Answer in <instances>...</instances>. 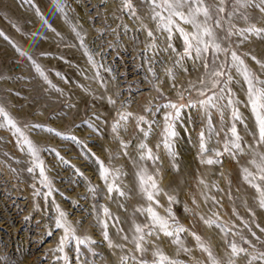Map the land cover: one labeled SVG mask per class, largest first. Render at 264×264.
I'll use <instances>...</instances> for the list:
<instances>
[{
  "label": "rangeland",
  "instance_id": "rangeland-1",
  "mask_svg": "<svg viewBox=\"0 0 264 264\" xmlns=\"http://www.w3.org/2000/svg\"><path fill=\"white\" fill-rule=\"evenodd\" d=\"M57 3L59 11L56 10ZM132 3L139 19L122 8L121 0H0V32L4 34L0 36V106L41 149L40 158L44 161L45 174L52 189L46 198L49 189L40 182L39 169L28 171L33 167V158L26 148L18 145L11 130L0 128V264H65V255L69 264H122V256H129L128 264H135L131 257H139L140 254L132 243L117 237V228L112 226L115 220L108 221V234L113 243L124 245L123 249L108 247L97 221V217L105 219L103 207H107L113 217H119L118 228L129 237L133 220L137 223L145 221L146 215L135 212V208L146 202L136 195L137 181L131 166L134 160L146 165L149 172L160 170L157 181L163 192L158 197L161 207L156 210L166 215L165 208L170 206L179 223L208 242L221 260L225 259L227 252L224 234L215 224L209 227L201 217L235 225L233 231L242 230V234L258 249L264 250V244L256 241L240 219L233 215L235 209L240 217L251 221L248 209L255 212V223H250V227L264 240V232L256 227L257 224L264 227L259 218L261 209L253 199L256 193L242 181L240 174V165L246 164L248 155L239 156V164L228 155L220 157L222 164L201 163L199 133L205 130L207 138L206 121L201 111L190 108L182 110L181 119L176 124L178 135L173 141L176 155L170 157L167 154L163 145V127L164 114L168 110L161 108L157 112L155 108L169 100L177 101V91L188 88L190 81L197 82L199 87L198 80L204 75V69L194 68L192 62L187 61L185 72L174 64L176 57L171 51H160L155 56V63L150 62L148 58L153 53L145 52L148 37L144 26L154 31L159 48H164L166 41L160 38L161 33L155 31L149 6L142 0H132ZM247 12L253 23L256 17L261 16L258 9L249 8ZM235 23L238 28L247 26L243 20L237 19ZM58 24L63 27L58 28ZM125 25L129 29L127 32ZM257 26L264 27V21ZM42 33L45 35V47L40 46L36 37L41 38ZM240 40V37L233 36L224 44L236 51L252 71L261 74L262 70L252 57L264 61V39L249 36L242 43ZM172 43L182 51L181 40L174 38ZM209 59H212L211 55ZM220 63H224L226 72L235 77L231 88L235 98L241 101L238 106L248 125L246 131L244 125L237 123V131L243 138L245 153H248L247 146L255 147V141L251 134L254 122L243 103L246 85L242 87V78L230 67V56H221L215 66ZM34 65L41 67L55 87L36 72ZM150 67L156 74L155 78L149 71ZM169 68L175 79L166 74ZM261 78L264 79V75ZM109 98L115 101L114 105L109 103ZM198 98L195 90L185 94L186 100ZM148 107L152 111H146ZM124 112L133 114L119 132L120 140L128 142V155L123 154L125 150L111 131L112 124L119 119L117 114ZM211 114L213 127L219 135L214 134L208 139L207 147L222 150L225 134L229 132V110L225 109L223 122L215 109ZM139 116L152 122V130L146 139L137 128L135 117ZM89 124L99 129V134ZM25 125L43 127L33 129ZM140 127L147 129L148 125L141 123ZM47 128L75 136L81 143L62 139L46 131ZM142 140L159 157L158 160L139 159L141 150L138 145ZM259 150L264 151V147ZM57 153L68 161L67 165L57 157ZM90 153L110 168L122 171L118 183L122 182L121 187L130 193L129 199L117 200L115 193L113 199L108 198L97 165L86 158ZM110 153L113 155L111 160ZM208 156L209 153L204 154V158ZM77 169L83 176L76 173ZM181 171L192 176L186 182L187 193L171 179ZM201 180L205 184L199 183ZM89 184L96 188L95 194L89 192ZM164 193L175 196L176 202L169 205ZM121 203L123 208L119 206ZM57 205L77 228V235H87L96 241L87 247L81 246L79 256L74 242L66 245L63 252L55 250L63 235L62 230L55 228ZM181 238L187 246L194 247L193 257L200 260L204 255L202 261L208 264L206 254L189 242L187 232L182 233ZM148 239L145 247L149 251L145 259L151 261L154 241L169 257L195 264L183 253L176 256L177 248L169 238L161 235L159 240L155 237ZM246 259L241 256L237 264H245Z\"/></svg>",
  "mask_w": 264,
  "mask_h": 264
},
{
  "label": "snow or ice",
  "instance_id": "snow-or-ice-1",
  "mask_svg": "<svg viewBox=\"0 0 264 264\" xmlns=\"http://www.w3.org/2000/svg\"><path fill=\"white\" fill-rule=\"evenodd\" d=\"M142 2L149 6L151 19L155 22L156 26L155 31L161 33L160 38L166 41L165 47L162 49L159 48L156 42L158 37L155 35L154 31L144 26V30L148 37V42L145 45V52L146 54L149 52L153 53L152 57L148 58L150 62L155 63V56L158 55L160 51H171L176 57L173 61L174 64L182 67L185 72L187 68L184 67V64L187 61H191L194 68L199 66L204 69V75H201L198 80L199 87H197V82L190 81L188 88L183 91H177V101L173 102L169 100L167 103L157 105L155 108L157 112L160 111L161 108L168 110L164 114L163 127V145L167 154L170 157L176 155L173 141L178 135L175 129L177 121L181 119L182 110L190 108L201 111L206 121V131L208 134L206 138L205 130L199 133L201 163L207 165L222 164L223 161L220 160V157L228 155L239 164L238 157L248 155L249 159L246 164L240 165L241 179L250 188L254 189L256 195L253 199L256 201L257 207L264 210V151L259 150L261 147H264V79L261 78L262 75H264V61L256 60L255 57H252L262 70L261 74H257L247 66L245 60L242 59L236 51L231 50L224 44L225 41H231L233 36L240 37L241 43L247 40L249 36L264 39V27L257 26V23L264 21V0H142ZM121 3L124 10L130 11L132 17L139 19L132 0H121ZM249 8L258 9L261 14V16L256 17L255 23L251 22L252 16L247 12ZM56 10H61L59 3L56 4ZM37 14H39V10H37ZM41 19L43 20L44 18L41 16ZM237 19L243 20L247 26L238 28L235 23ZM44 23L47 25L48 22L44 20ZM124 28L126 32L129 30L127 25H125ZM3 35L4 34L0 32V36ZM4 38L7 39L6 36ZM174 38L182 41V51L177 50L173 45L172 41ZM21 54L24 55V53ZM210 55L212 57L211 60L209 59ZM221 56H230V67L235 69V74L242 78V87L246 85V88H244L246 99L243 103L250 111L251 118L254 122V131L251 134L255 141V147L252 145L247 146L249 148L248 153H245L243 138L237 131V123L244 125L246 131L248 125L246 123L247 118L243 115L238 106L241 101L235 98V93L231 88L235 77L231 72H226L224 63L215 66L216 60ZM34 67L36 72L51 85V82L48 81L41 67L39 65H34ZM149 71L152 72L155 78L156 74L151 67ZM166 74L169 78L175 79V75L171 68L166 70ZM51 86L55 87V85ZM173 87H175V85H173ZM193 90H195L199 98L195 100H186L185 94H190ZM157 91L159 92V89H157ZM109 103L114 105L115 101L109 98ZM212 109H215L218 113L221 122L224 121L225 109L229 110V132L225 134L222 150H210L207 147V140L211 139L214 134L219 135L218 132H215L212 124ZM145 110L152 111V108L148 107ZM117 115L119 119L112 124L111 131L116 139L120 141V147L125 150L123 154L128 155L126 151L128 142L120 140L119 132L133 114L124 112L118 113ZM135 119L137 120L138 130L143 133V138L146 139L152 130V122L145 119L144 116L135 117ZM121 122L124 123L122 124ZM141 123L147 124L148 128H141ZM25 127L35 129L42 128L43 126L25 125ZM89 127L93 128V131L99 134V129L91 124H89ZM0 128L11 130L18 145L22 149L26 148L28 154L33 158V167H29L28 171L31 173L34 171V168L39 169V175L42 178L40 182L49 189L46 198L50 196L52 192L51 181L45 174L44 161L40 158L41 149L28 138L24 130L18 126L17 121L11 117L2 106H0ZM45 130L62 139L71 140L77 144L81 143L75 136L66 135L52 128H47ZM124 130H127L126 127ZM85 147L87 146L85 145ZM157 147H159V145H157ZM138 148L141 150L139 156L141 161L145 159L153 161L159 159V157L153 154L152 150L147 147V144L144 143L143 140L138 145ZM205 153H209L207 158H204ZM56 155L65 165L68 164V161L63 160V157H60L59 153ZM86 158L91 159L92 162L97 165L99 178L104 182L109 199H113V193H115L117 200L119 198H130V193L121 187L122 182L118 183L120 177L123 175L120 169L110 168L104 161L96 157L94 153H90ZM111 159H113V155L110 153L109 160ZM137 168L138 170L135 173L137 181L136 195L146 203L143 206L135 208V212L146 215V219L143 223H137L133 220V226L130 229L132 235L129 237L123 234V229L118 228L119 217H113L110 210L107 207H103V216L105 219L101 220L97 217V221L99 227L102 229L101 234L104 241L107 242L109 248L116 247L123 249L124 247V245L113 243V240L109 237L108 221L115 220L112 226L117 228V236L124 241L132 243L135 251L140 254L139 257H131L135 264H186L183 260L166 255L154 241L152 242L153 250L151 251V261L144 258L145 254L149 251V249L145 247L149 242L148 238L155 237L156 240H159L161 235L169 238L170 242L176 246V256L183 253L189 256L190 260L195 261V264H205L204 261L191 255L193 248L187 246L185 241L181 238V234L185 232H188L194 238L196 242L195 248L206 254L208 264H237V260L241 256L247 257L245 264H257V262L258 264H264V250L258 249L251 240L247 239L242 234V230L233 231L235 225L221 224L211 218L201 217L209 227L215 224L224 234V243L227 245V252L225 259L221 260L216 256L208 242L204 241L201 236L191 232L179 223L170 206L165 208L166 215H161L156 210L158 207H161L158 197L163 192V189L159 187L157 181V177L160 175L159 168H157L154 173L149 172L147 168L141 165H137ZM76 173L83 176V173L79 172L78 169ZM199 183L205 184L203 180L199 181ZM205 187H207V185H205ZM88 190L93 194L96 193V188L90 186V184ZM164 195L167 196L169 205L176 202L175 196L168 195L167 193H164ZM205 199H207V197H205ZM193 202L195 203V200H193ZM119 206L121 208L124 207L122 203ZM245 206L247 207L246 204ZM56 211L58 216L55 220V228L63 232L59 245L55 249L56 251L63 252L66 245L74 242L75 251L79 256L81 246L87 247L88 245L96 243L90 236L85 235L81 237L77 235V228L68 220L67 214L62 211L58 205L56 206ZM185 211H187V207H185ZM248 211L252 216L251 221L240 217L235 209L233 210V215H236L237 218L240 219L241 224L244 228L248 229L249 233L256 241L260 244H264V240H261L250 227V223H255V212L251 209H248ZM214 215L216 214L214 213ZM256 227L259 228L260 232H264V227H260L258 224ZM51 234L52 233H48V235ZM243 245H247L248 247L246 248ZM249 249H252V251L249 252ZM63 259L65 264H69L67 255H65ZM120 259L122 264H128L130 257L122 256Z\"/></svg>",
  "mask_w": 264,
  "mask_h": 264
},
{
  "label": "bare ground",
  "instance_id": "bare-ground-1",
  "mask_svg": "<svg viewBox=\"0 0 264 264\" xmlns=\"http://www.w3.org/2000/svg\"><path fill=\"white\" fill-rule=\"evenodd\" d=\"M42 3H44V5H45V2L44 1H42ZM253 13H255V12H253ZM256 14V13H255ZM259 16V15H258ZM56 24V23H55ZM56 26H58V28L59 27H63L61 24H58V25H56ZM60 30H61V28H60ZM62 30H64V29H62ZM69 34V33H68ZM67 34V35H68ZM66 35V36H67ZM37 37V39H38V42H39V44H40V46L41 47H45V45H46V42H45V35H43V33H42V36H41V38H40V36H36ZM250 41V40H249ZM263 44V43H262ZM251 45V44H250ZM261 46V45H260ZM245 47V46H244ZM248 47V46H247ZM71 94V93H70ZM137 165H141V166H143V167H145V168H147V166L146 165H144L142 162H140V161H137V160H134L133 162H132V170H133V175H134V177H135V173H136V171L138 170V168H137ZM148 169V168H147ZM192 173V172H191ZM166 175H168V174H166ZM171 175V174H170ZM160 177V176H159ZM190 177H192L191 175H189V173L187 172V171H181L179 174H175L171 179L173 180V182L175 181V182H177L178 184H179V189L180 190H182L183 192H185V193H187L188 192V190H189V188L187 189L186 188V182L187 181H190ZM135 179H136V177H135ZM189 183V182H188ZM191 186V185H190ZM188 187V186H187ZM198 190V189H197ZM196 190V191H197ZM199 193V192H198ZM17 196V195H16ZM185 198V197H184ZM187 199V198H186ZM259 218L264 222V212H263V210H261V211H259ZM188 224H192V221L191 220H187L186 221ZM187 236H188V240H189V242H191L192 243V245L193 244H195V240H194V238L187 232ZM118 237V236H117ZM215 239H218V238H215ZM168 243V242H167ZM167 246V245H166ZM169 248V247H168ZM194 248V247H193ZM166 251V250H165ZM169 252V251H168ZM194 254H195V252H194ZM204 255H203V259H201L200 258V260H204Z\"/></svg>",
  "mask_w": 264,
  "mask_h": 264
}]
</instances>
